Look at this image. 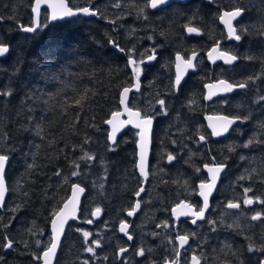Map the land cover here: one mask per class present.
Here are the masks:
<instances>
[{
  "label": "flooded vegetation",
  "instance_id": "flooded-vegetation-1",
  "mask_svg": "<svg viewBox=\"0 0 264 264\" xmlns=\"http://www.w3.org/2000/svg\"><path fill=\"white\" fill-rule=\"evenodd\" d=\"M116 2L121 4L120 8L113 7ZM31 3L32 0H27L23 12L16 7L12 12L14 18L0 20V41L11 45L8 40H13L14 36L18 39V36L28 37L34 33L23 32L19 27L30 24ZM94 3H106L104 14L99 11L100 15L90 18L97 19L107 27V44L124 56L126 66L123 83L116 91L108 118L113 111L121 110L120 92L124 87H130L127 107L132 111H140L142 115L154 116V119L149 134V175L146 180H143L136 167L139 129L127 125L116 136V143L112 145L115 150L110 151L106 212L99 206L101 213L98 217L91 215L93 208L90 212L91 219H85L87 225H95L105 215L110 233L90 234L88 239L91 242L99 241L100 246L85 242L84 247L91 246L95 249V255L85 251L90 255L89 260L92 264H164L165 257L176 258L175 250L179 248L178 241L175 240L177 235L196 233V236L190 238L188 245L179 249L180 264H190L191 256L201 253L206 257L202 264H219L215 257L224 258L220 249L225 243L240 252L245 264H256L260 253L247 251L248 241L245 236L252 237L257 246L262 243L264 219L252 221L250 217L257 212L264 213V204L254 201L246 206L243 199L245 188L252 189L247 193L248 196L264 199V182H261L264 180V144L254 143L251 147H243L252 137L245 136L241 120H236L227 132L219 136L213 135L210 125L219 130L221 120L208 121L206 118L236 117L232 112L242 109V105L237 104L236 100L242 89L234 90L230 94L214 95L210 100H206L205 85L222 79L233 84L239 83V55L244 45H251L253 42L264 45V36L259 35L257 31L259 25L264 22V0H169L157 9L147 7V0H94ZM237 6L244 9L242 15L233 21L238 30H245L240 41L230 39L227 29L218 19V15L223 11L232 10ZM140 8L144 9L143 13L139 11ZM47 17L48 10L42 8L41 22L46 23V26L53 24L48 22ZM190 20L191 26L200 29V34H190L186 31L184 26ZM57 22L61 21L54 23ZM110 40H115L120 47H114ZM217 42L221 51L237 56L234 63L226 64L223 59L213 62L209 59L208 53ZM121 48L124 51H121ZM132 49L134 51H130ZM153 49L156 58L149 61L147 57L153 54ZM193 52L196 53L194 67L185 72L178 88L173 87L177 53L187 59L192 57ZM129 55L138 62L143 61L139 90L135 87L136 80L131 67L128 66ZM215 55L216 53H213V56ZM158 98L166 101V115L159 114L160 106L156 103ZM122 119L127 121L129 118L126 115L122 116ZM108 131L107 127V136ZM201 135L205 136L204 141L199 140ZM107 142L109 144L108 139ZM168 153L176 156L171 163L167 160ZM241 156L245 159L242 160ZM213 158L216 164L223 163L225 168L209 196L206 219L193 224V217L190 215L174 218L172 208L181 200L192 205L194 209L196 206H203L198 184L207 181L209 173L204 165L214 166ZM197 168L200 171H197ZM253 168L257 172L251 179H239L242 175H248ZM141 184L145 191L140 197H136L134 192L139 190ZM82 200L77 218L71 221L80 223L78 225L83 222L79 218ZM137 200L141 201V208L133 216H128L127 211ZM228 201L239 202L240 209H228ZM88 220H92V223H87ZM121 220L128 223L127 231L132 235V240H128L127 236L119 232ZM208 220L215 221V231ZM164 221L168 222L169 227H157ZM234 223H238L240 228L227 227L228 224ZM153 233L158 235L154 236ZM63 237L64 233L61 244ZM71 238H74V242L83 241L81 229H75ZM102 239L108 242L102 243ZM169 239L173 242L169 243ZM69 244L70 242L66 243L65 248ZM78 246L81 247L82 243L76 242V247ZM103 246H106L105 250ZM121 247L127 248L128 251L118 257L117 253ZM141 247L151 251H146L142 257L137 256L136 251ZM59 249L60 246L53 264L56 263ZM228 259L233 258L229 256ZM66 262L83 264L81 256L72 261V253L68 255Z\"/></svg>",
  "mask_w": 264,
  "mask_h": 264
},
{
  "label": "trees",
  "instance_id": "trees-1",
  "mask_svg": "<svg viewBox=\"0 0 264 264\" xmlns=\"http://www.w3.org/2000/svg\"><path fill=\"white\" fill-rule=\"evenodd\" d=\"M68 2L73 8L88 6L103 14L107 9L106 3L97 5L94 0ZM26 5L27 0H0V16L7 21L16 7L23 12ZM42 25L28 37L8 40L10 51L0 58V91L11 90L9 96L0 95V154L10 157L5 173L7 197L0 209V240L8 235L15 241L11 249L0 248V264H39L33 255L49 243L51 217L74 183L85 189L79 213L83 222L67 225L55 264H78L66 262L70 253L72 261L81 256L83 264H92L84 238L76 240L82 243L76 247L71 237L75 229L110 233L105 215L95 225H87L85 219H91L93 208L100 206L103 212L107 208L110 151L104 121L123 83L124 56L107 44V27L97 19L76 17ZM241 52L239 82L254 79L239 91L236 100L242 109L232 115L249 117L241 120L247 138H264V129L259 127L264 123V101L259 100L264 96V45L253 42ZM81 96L85 98L77 105ZM5 133L7 139H3ZM85 151L95 159H80ZM29 164L34 167L29 169ZM73 171L80 175L72 176Z\"/></svg>",
  "mask_w": 264,
  "mask_h": 264
},
{
  "label": "snow or ice",
  "instance_id": "snow-or-ice-1",
  "mask_svg": "<svg viewBox=\"0 0 264 264\" xmlns=\"http://www.w3.org/2000/svg\"><path fill=\"white\" fill-rule=\"evenodd\" d=\"M169 2V0H147V7H150L152 9H157L162 5H165ZM42 4H47V7L51 9L50 15L47 17V19L51 21H55L57 19H63L66 17H72L76 16L78 14H83V15H92V16H97L100 15V12L98 9H95L93 7H76L73 8L69 5L68 0H32V3L30 5L31 7V21L29 25H20V30L26 33H33L37 29L41 28L42 23H41V5ZM113 7L120 8L121 4L119 2L114 3ZM139 11L143 13L144 9L140 8ZM244 9L237 6L234 7L232 10H227L223 11L222 14L218 15L219 21L225 26L227 29V34L230 39H234L236 41H240L242 38V34L245 31L244 29L238 30L237 27L234 26L233 21L237 20L238 17H240L243 13ZM14 18V17H9ZM147 18V17H145ZM4 19L3 16H0V20ZM114 23L115 21H110ZM185 29L188 33H196L200 34V29L191 26V20L189 21L188 24H186ZM255 27V26H254ZM258 34L264 36V22H262L259 27L257 28ZM151 39V37H149ZM114 47L119 48L120 46L116 43L115 40H110L109 41ZM121 51H124L123 48L120 49ZM10 51V46L5 44L3 41H0V57L5 56ZM134 51V49L130 50ZM213 53H216L215 56H213ZM209 59L213 60L215 62L216 59H223L226 64H231L233 61L237 59L236 55L230 54L229 52L226 51H221L219 42L216 43V45L209 51L208 53ZM196 57V53L193 52L191 58H184L182 57L179 53L176 55V76H175V81L173 87L178 88L181 85V80L185 74V72L194 67L193 60ZM156 58L155 56V49H153V54L149 55L147 59L149 61L154 60ZM248 59H253V57H247ZM143 61H137L132 58L131 55L128 57V66L131 67L133 76L136 80L135 87L137 90H139L140 87V76H141V64ZM254 78L253 77H248L246 81L239 82L237 84L229 83L226 80H219L218 85L217 84H209L206 85L207 88L210 89L209 96L207 97L208 99L211 98L212 95H215V91H211L212 89H216L218 91H232L233 88L239 87L241 89L245 88L248 84L249 81H252ZM87 91V90H86ZM131 91L130 87H124L123 90L121 91V99H120V104L124 106L125 112L128 113L130 119L127 121H121L119 120V117L121 113L119 111H113L111 113V118L105 120L104 122L108 125L111 126V131L108 133L107 139L109 141V151H114L115 149L112 147L116 143V133L120 130V128L124 124L132 123L134 127L139 129V132L137 135L140 137L139 142H138V147L140 149L139 152V160L136 165L137 169L139 170L140 176L143 177L145 180L148 178L149 175V165H148V150H147V145L149 143V134L151 132L152 124H153V119L154 116L150 115H142L140 111H132L127 107L126 100H127V95ZM0 95L3 96H9L11 95V90H6V91H0ZM35 98V97H32ZM84 96H81L79 100H76L75 103L77 105L81 104V101L84 99ZM259 100L264 101V96H260ZM46 103V102H45ZM156 103L159 104L160 109H159V114H167V104L164 99H157ZM131 117H135V120H132ZM79 118V117H78ZM249 117L244 116H236L229 118L227 116L223 117H218L217 119L223 121V125L220 127L218 130L216 126L210 125L213 129L212 134L215 136H219L223 134L224 132H227L229 127L236 122V120H247ZM72 127L74 128L75 125L73 124ZM261 129H264V123H261L259 125ZM3 139H7V134L5 133ZM200 141L205 140V136L201 135L199 137ZM85 143H88V139H85ZM175 143V141H173ZM254 143L257 144H264V138L257 139V137L254 135L252 138H250L244 145L243 147L248 148ZM38 147V146H37ZM230 151L232 149H229ZM87 158L88 161H93L95 159L94 155L89 154L87 151L84 152V156L80 157V159H85ZM10 157L4 152L3 154H0V207L3 206V203L5 201V194L8 191V187L6 185V165L9 162ZM176 159V156L172 153L167 154V160L168 162H172ZM241 159H245V157L241 156ZM214 161V166H209L208 164L204 165V168L208 171L209 177L207 181H201L199 184V195L203 198V206H196L194 209L192 205L186 203L185 201L181 200L175 207L172 208V215L174 218L179 219L181 216H191L193 217L192 223L196 224L197 221L200 220H205L206 216L205 213L209 209V196L211 195L213 189L216 187V182L217 179L219 178L221 172L225 168V165L223 163L216 164L215 163V158H213ZM101 164H103V161H101ZM74 166L78 169L79 164H76L74 162ZM34 167L33 164H29L28 168L32 169ZM197 171H200L199 168L196 169ZM248 171V170H246ZM257 170L255 168L251 169L249 171L248 175H242L239 179L244 180V179H251L252 175L255 174ZM55 175L59 176L61 175L60 172H56ZM80 175L79 171H73L72 176H78ZM106 177H102L101 179H104ZM175 182V181H174ZM261 182H264L262 180ZM19 184V182H18ZM96 184L94 183V187ZM72 192L73 195L70 199L64 202L63 207L60 208L53 216V219L51 221L52 224V236L49 241V243L44 247V250L42 254H34L33 258L37 261L42 260L43 264H53V259L56 257L57 253V248L61 244V235L64 233V226L66 222L68 221L69 218L75 219V211L76 207L79 204V196L84 192V188L81 187L79 184H72ZM99 187L102 189L104 187L103 183L99 185ZM145 189L144 187L140 186L138 191L134 192V195L136 197H140L141 193L144 192ZM251 188H245L244 189V199H243V204L244 205H251L255 202H259L261 204H264V199L260 197H250L247 195V193L251 192ZM24 195H27V193H24ZM226 207L228 209H240L241 205L239 202H233V201H228ZM141 208V201L137 200L134 204H132L127 211L128 216H133L139 209ZM16 209H13L15 211ZM101 213V208L96 207L92 211L91 215L93 217H98ZM250 219L252 221H259L261 219H264V213L257 212L253 214ZM87 223L91 224L92 220L86 221ZM210 225H213V231H215V221L213 220H208L207 221ZM223 220H221V223ZM169 227L168 222L164 221L162 224H158L157 227ZM5 228L8 227V225H4ZM228 228H240V225L238 223L234 224H228ZM129 228V225L127 222L124 220H121L120 222V228L119 231L123 233L125 236H127L128 240H132L133 237L132 235L129 234L127 229ZM77 231H80V229H77ZM84 240L87 244L88 238L90 236V233L87 231H84L83 233ZM153 235H158V233H153ZM196 236V233H191V234H180L175 237V240L178 241L179 248L175 250V259H170L168 257H165L164 264H180L179 257L181 255L180 250L181 248H184L186 245L189 244V240L191 237ZM245 239L248 241L247 244V251L249 253L252 252H258L260 253V256L256 260V264H264V233L261 235V241L262 243L257 246L255 241H253L252 237L250 236H245ZM169 243H172V239H169ZM15 241L10 238L8 235L3 236L2 240H0V248L4 249H11L14 246ZM25 244V247L28 246V243L26 241L23 242ZM36 246L40 247L41 246V241L37 240ZM94 244L96 247L100 246V242L97 240H93L91 242ZM85 251L88 253H91L95 255V249L91 246H86ZM128 251L127 248L121 247L117 253L118 257L126 253ZM146 251H151L144 249L143 247L139 248L136 251L137 256H144ZM221 253H223V259H221L219 256L215 257L216 260L219 261V264H245V261L241 259L240 252L238 250H235L232 248V246L228 243L224 244V247L220 249ZM231 256L233 259H228V257ZM106 258V257H105ZM3 258L0 257V260ZM206 259L203 253L200 255L193 254L191 256V261L190 264H202V260ZM84 264H88L87 261L84 262ZM155 264V262H153Z\"/></svg>",
  "mask_w": 264,
  "mask_h": 264
},
{
  "label": "water",
  "instance_id": "water-1",
  "mask_svg": "<svg viewBox=\"0 0 264 264\" xmlns=\"http://www.w3.org/2000/svg\"><path fill=\"white\" fill-rule=\"evenodd\" d=\"M42 8H46L47 10H48V16L50 15V12H51V9H49L48 7H47V4H42L41 5V9ZM76 17H84V18H90V17H93L92 15H83V14H78V15H76V16H72V17H66V18H63V19H57V20H55V21H51V20H49L48 19V22L49 23H54V22H56V21H62V20H66V19H71V18H76ZM38 30V29H37ZM36 30V31H37ZM35 31V32H36ZM8 54V53H7ZM7 54H5V56L7 55ZM5 56H3V57H5ZM3 57H0V58H3ZM236 61V60H235ZM235 61H233L232 63H234ZM231 63V64H232ZM209 84H217L218 85V82H214V83H209ZM209 84H206V85H209ZM206 85H205V89H206V100H210L214 95H212L211 96V98L210 99H208L207 97L209 96V92H210V89L209 88H207L206 87ZM237 89H241V88H239V87H235V88H233V90L232 91H218V90H216V89H212L211 91H215L216 92V94L215 95H219V94H230V93H232L234 90H237ZM123 90V89H122ZM120 94H121V92H120ZM127 97H128V95H127ZM120 99H121V95H119V105H120V107H121V110L119 111L120 113H121V115H120V117H119V120H121V121H124L123 119H122V116H128V118L130 119V117H129V115H128V113L127 112H125V110H124V106H122L121 104H120ZM127 101V100H126ZM218 117H223V116H216V117H212V116H210V117H207L206 119L208 120V121H210L211 119H217ZM111 118V115H110V117L108 118V119H110ZM230 118V117H229ZM128 119V120H129ZM131 119L133 120L134 119V117H131ZM107 120V119H106ZM218 122V121H217ZM223 121H221V125H219V126H222L223 125ZM234 124V123H233ZM232 124V125H233ZM105 125L109 128V131H108V133L111 131V126L110 125H108V124H106L105 123ZM127 125H131V126H133V124L132 123H128V124H124L121 128H120V130L116 133V136H118L126 127H127ZM231 125V126H232ZM230 126V127H231ZM229 127V128H230ZM229 130V129H228ZM225 133V132H224ZM147 150H148V145H147ZM139 152H140V149H139V147H138V151H137V163H138V160H139ZM148 153H149V151H148ZM206 170V169H205ZM224 170V169H223ZM207 171V170H206ZM138 172H139V170H138ZM140 174V173H139ZM143 178V177H142ZM143 180H144V178H143ZM218 180V179H217ZM75 184H77V183H75ZM216 184H217V182H216ZM72 186V185H71ZM81 186V185H80ZM198 186H199V184H198ZM82 187V186H81ZM199 188V187H198ZM214 190V189H213ZM199 191H200V189H199ZM84 194H85V190H84V192L82 193V194H80V196H79V204L77 205V207H76V211H75V219L77 218V215H78V210H79V207H80V203H81V200H82V198H83V196H84ZM72 195H73V192H72V187H70V191H69V195H68V197L62 202V204L60 205V207L58 208V210L60 209V208H62L63 207V204H64V202L65 201H67L68 199H70L71 197H72ZM6 197H7V192H6V194H5V200H6ZM202 198V197H201ZM203 199V198H202ZM4 203H5V201H4ZM4 203H3V206H4ZM3 206L2 207H0V209L1 208H3ZM57 210V211H58ZM56 211V212H57ZM55 212V213H56ZM54 213V214H55ZM54 214H53V216H54ZM53 216H52V218H51V220H50V222H49V232H50V239H51V236H52V224H51V221H52V219H53ZM72 220H74V219H72V218H69L68 219V221L66 222V224H65V226H64V230H65V227H66V225L69 223V222H71ZM120 228V225H119V227H118V229ZM120 232V231H119ZM121 233V232H120ZM123 234V233H122ZM62 236H63V234L61 235V238H62ZM59 248V247H58ZM58 248H57V251H58ZM43 252V251H42ZM42 252H41V254H42ZM57 254V253H56ZM55 259V258H54ZM54 259H53V263H54ZM40 264H43V261L42 260H40Z\"/></svg>",
  "mask_w": 264,
  "mask_h": 264
},
{
  "label": "bare ground",
  "instance_id": "bare-ground-1",
  "mask_svg": "<svg viewBox=\"0 0 264 264\" xmlns=\"http://www.w3.org/2000/svg\"><path fill=\"white\" fill-rule=\"evenodd\" d=\"M129 232V231H128ZM128 241V240H127ZM129 242V241H128Z\"/></svg>",
  "mask_w": 264,
  "mask_h": 264
}]
</instances>
